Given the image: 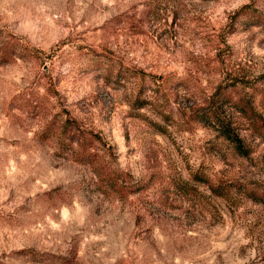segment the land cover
Here are the masks:
<instances>
[{
	"label": "rangeland",
	"instance_id": "1",
	"mask_svg": "<svg viewBox=\"0 0 264 264\" xmlns=\"http://www.w3.org/2000/svg\"><path fill=\"white\" fill-rule=\"evenodd\" d=\"M0 264H264V0H0Z\"/></svg>",
	"mask_w": 264,
	"mask_h": 264
}]
</instances>
